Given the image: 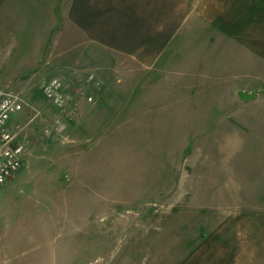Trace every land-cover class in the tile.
Segmentation results:
<instances>
[{
	"label": "rangeland",
	"instance_id": "rangeland-1",
	"mask_svg": "<svg viewBox=\"0 0 264 264\" xmlns=\"http://www.w3.org/2000/svg\"><path fill=\"white\" fill-rule=\"evenodd\" d=\"M212 1L213 9L218 4L221 13L230 12L231 0ZM202 39L199 32L185 33L175 55L198 57ZM170 68L171 77L188 84L183 93L158 96L149 73L128 85L117 83L113 69L105 81L96 78L101 68L86 70L79 88L104 86L113 94L111 104L92 112L87 128L75 119L76 94L84 90L76 91L71 80H60L62 105L49 101L41 89L45 99L39 98L49 108L45 114L32 109L23 95L26 104L13 123L23 126L29 148L23 167L0 192V264L198 263L204 252L199 255L197 246L211 235L224 209H206L203 222L198 209L177 203L183 197L177 189L170 193V175L176 174V182L182 170L197 166L202 152L211 155L200 162L206 170L221 167L237 178L236 206L254 205L256 194L262 198L264 77L256 72L245 79L232 102L230 96H213L223 105L202 126L196 117L211 99L202 85L213 76L195 63ZM226 73L224 68L223 78ZM160 76L167 81L166 72ZM90 91L95 102L89 109L98 100L97 90ZM182 102L191 111H178ZM57 121L64 126L61 132L51 129Z\"/></svg>",
	"mask_w": 264,
	"mask_h": 264
},
{
	"label": "crops",
	"instance_id": "crops-1",
	"mask_svg": "<svg viewBox=\"0 0 264 264\" xmlns=\"http://www.w3.org/2000/svg\"><path fill=\"white\" fill-rule=\"evenodd\" d=\"M231 1L226 15L219 11L218 0L212 1L217 4L214 9L208 0H0V89L21 92L30 99L32 109L45 114L49 108L39 97L45 99L41 89L46 81L71 80L76 91L84 90L76 94L75 119L87 128L92 112L111 104L113 94L104 86L91 87L97 90L98 100L89 109L95 98L87 86L79 88L82 75H88L86 70L101 68L96 78L105 81L113 69L117 83L128 85L152 74L151 89L163 96L183 93L188 86L171 77L170 65L195 63L204 65L208 76H213L202 85L204 95L211 99L196 117L205 126L211 113L223 105L212 101L213 96H230L232 102L233 91L245 79L254 78L256 72L264 77V0ZM191 32L203 35L199 56H176L175 48ZM164 72L166 82L160 76ZM177 110L191 108L182 102ZM218 141L223 149V140ZM202 153L197 166L182 170L176 182V174L170 175V193L175 189L182 193L177 203L198 209L195 213L203 222L207 223L206 209H224L218 211L220 219L211 235L205 234L197 246L199 255L204 252L203 261L199 258L194 264H264V195L257 198L256 194L254 205L236 206L241 187L237 178L221 167L206 170L200 162L211 155Z\"/></svg>",
	"mask_w": 264,
	"mask_h": 264
},
{
	"label": "built area",
	"instance_id": "built-area-1",
	"mask_svg": "<svg viewBox=\"0 0 264 264\" xmlns=\"http://www.w3.org/2000/svg\"><path fill=\"white\" fill-rule=\"evenodd\" d=\"M62 82L54 79L43 85L49 101L62 105L65 95L61 93ZM92 100V97L89 98ZM26 104L23 94L9 89H0V189L21 170L28 154L29 141L23 134V126L13 123V116ZM57 121L55 130L63 129ZM50 131L49 129L46 132ZM50 134V133H48Z\"/></svg>",
	"mask_w": 264,
	"mask_h": 264
}]
</instances>
